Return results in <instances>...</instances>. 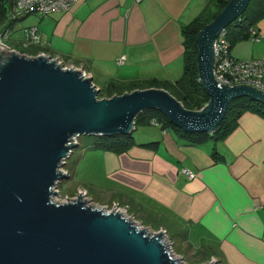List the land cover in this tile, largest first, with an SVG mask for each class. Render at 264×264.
<instances>
[{
	"label": "crops",
	"instance_id": "obj_1",
	"mask_svg": "<svg viewBox=\"0 0 264 264\" xmlns=\"http://www.w3.org/2000/svg\"><path fill=\"white\" fill-rule=\"evenodd\" d=\"M210 1L76 0L65 10L29 13L9 30L14 34L12 27L19 25L14 44L82 68L99 90L110 81L174 80L183 71L182 26ZM261 19L255 26L258 39L250 33L231 45L232 54L264 55ZM27 25L37 27L40 40L24 46ZM120 54L125 55L123 62L116 61ZM157 126L161 130L151 140L155 143L104 149L103 164H79L81 181L93 168L102 170L116 181L120 204L134 202L143 215L149 213L183 232L178 249L200 253L197 261L264 264V116L242 112L235 128L212 147L207 140L191 143ZM87 148L99 149L92 144ZM90 151L95 158L96 152ZM183 166L195 176L188 178L180 171Z\"/></svg>",
	"mask_w": 264,
	"mask_h": 264
},
{
	"label": "water",
	"instance_id": "obj_2",
	"mask_svg": "<svg viewBox=\"0 0 264 264\" xmlns=\"http://www.w3.org/2000/svg\"><path fill=\"white\" fill-rule=\"evenodd\" d=\"M248 2L228 0L197 33L199 80L209 96L198 109L157 86L98 97L82 68L0 47V264H186L165 230L140 227L123 208L104 210L80 194L59 200L54 186L78 134L130 133L145 108L184 131L212 132L232 99L264 104L263 90L221 83L213 73V41Z\"/></svg>",
	"mask_w": 264,
	"mask_h": 264
},
{
	"label": "trees",
	"instance_id": "obj_3",
	"mask_svg": "<svg viewBox=\"0 0 264 264\" xmlns=\"http://www.w3.org/2000/svg\"><path fill=\"white\" fill-rule=\"evenodd\" d=\"M211 1L207 3L197 16L182 26L184 45L182 56L183 71L178 78L174 80L149 78L140 81H110L104 89L99 90L98 96H111L112 94L122 93L123 91L132 90L134 88L157 86L167 89L179 99L185 107L189 109L201 108L208 101L209 96L199 80L197 64V33L206 23L212 20L215 14L228 2V0H213L215 2L213 5ZM14 3L15 0H0V22L8 19V22L4 23V28H10L11 24L27 15L21 14L12 17L10 15V10ZM263 17L264 0H249L243 12L225 27V36L229 39L231 45L239 40L249 37L250 28H255L257 22ZM9 23L10 26H7ZM26 48L28 50L24 48L21 52L24 51L29 54L39 52L31 46H27ZM246 110L264 116V104L262 102L256 101L248 96H239L229 102L222 121L212 132L184 131L180 126L170 121L168 117L157 108H145L140 111L135 116V126L145 122L151 123V119L155 118L159 122L161 128L173 130L176 134L184 137L191 143H201L210 138L220 139L225 137L235 128L239 116ZM155 142L157 141H150L147 142V144ZM135 143L132 131L130 133L119 132L111 135L99 134L93 141L92 147L121 151Z\"/></svg>",
	"mask_w": 264,
	"mask_h": 264
},
{
	"label": "rangeland",
	"instance_id": "obj_4",
	"mask_svg": "<svg viewBox=\"0 0 264 264\" xmlns=\"http://www.w3.org/2000/svg\"><path fill=\"white\" fill-rule=\"evenodd\" d=\"M23 19L24 18L17 20L16 22H21ZM2 22L7 23L8 19L3 20ZM260 24L262 26V31H264V17L261 19L258 25ZM4 25L5 24L0 26V33L5 29ZM7 26H10V23L7 24ZM18 26L19 25L15 24L12 27L11 30L16 33L13 34L11 32L10 37L6 38V41L14 45V49L19 51L24 49L22 45L13 43L14 39H16L20 34ZM25 49L28 50L27 48ZM160 130L161 129L157 125L155 126L152 123L145 122L135 126L132 129V135L136 143L147 142L153 140ZM97 136L98 135L96 134L88 133H81L77 135L76 145L71 149L69 155L65 157V162L62 165V169L66 171V175L60 178L56 185V189L59 190V194L54 196L58 197L59 200H66V195L67 197H72L74 194H77V188H79V186H82L86 188L88 197L91 199H89L87 202L105 205L106 208H112L114 202L119 203L121 192L117 189L116 181L106 177L103 174L102 170L93 168L91 172H89L88 176H82V181L79 176V164H103L102 154L105 150L102 148H99L97 150L87 148L93 143ZM218 140L210 138L205 143L208 144L209 147H212L214 142H217ZM215 149L212 150L215 151ZM90 150L96 152L94 153L97 154L95 158L90 157V155L92 154ZM77 172L78 177L76 176ZM121 204L126 206V210L128 211V214H130V216H134V218L137 219L134 215V213H136V215L142 219L138 220L140 222V227L147 228L151 231L150 227L157 230L159 228L161 229L160 226H163L164 230L166 231V237H168L167 241H169V248L172 249L173 255L175 257H179L182 262L186 264L205 263L203 261L201 262L196 260L198 259L197 257L200 253L192 250H187V247L182 248L184 249V251L178 249V245L182 243L181 237L183 235V232L174 229V227L170 223L167 224L156 216H151L149 213L143 215L141 213V206L135 205L134 202H121ZM142 221H144L145 224Z\"/></svg>",
	"mask_w": 264,
	"mask_h": 264
},
{
	"label": "built area",
	"instance_id": "obj_5",
	"mask_svg": "<svg viewBox=\"0 0 264 264\" xmlns=\"http://www.w3.org/2000/svg\"><path fill=\"white\" fill-rule=\"evenodd\" d=\"M76 0H15L14 5L11 7L10 15L15 17L17 15L29 14L38 12L42 15L68 9ZM251 38L258 39L255 28H250ZM10 34L9 28H5L0 33V47L4 49H12L9 44L6 43V38ZM23 45H30L38 43L40 40V33L35 25H28L23 28ZM213 73L215 78L224 84H248L264 91V55L260 57H237L231 53V43L225 36V29L221 31L213 41ZM45 53V52H38ZM47 54V53H46ZM125 59L124 54H120L116 57L117 62H123ZM58 61H63L57 58ZM64 64V63H63ZM65 65V64H64ZM83 74L86 72L83 70ZM152 124L159 125V122L152 118L150 121ZM63 170V169H62ZM64 171V170H63ZM181 172L185 173L188 178H193L195 173L187 167H181ZM66 172V171H65ZM58 182V181H57ZM56 182V185H57ZM56 185L54 188L56 189ZM58 190V189H57ZM59 191V190H58ZM80 192V193H79ZM77 194L82 195V198L87 199L88 193L85 188H77ZM74 194L72 197H76ZM67 199V197H66ZM91 200V199H90ZM112 207H121L124 209V214L129 218H133V221H138L134 216H130L126 207L118 202H114ZM112 208L104 207V210ZM139 222V221H138ZM138 226H140L138 224ZM162 229V228H161ZM164 230V229H163ZM151 231L155 230L151 228ZM166 236V232H165ZM170 249V248H169ZM214 259V258H211ZM216 263L218 261L214 259Z\"/></svg>",
	"mask_w": 264,
	"mask_h": 264
},
{
	"label": "clouds",
	"instance_id": "obj_6",
	"mask_svg": "<svg viewBox=\"0 0 264 264\" xmlns=\"http://www.w3.org/2000/svg\"><path fill=\"white\" fill-rule=\"evenodd\" d=\"M26 53V52H25ZM38 53V52H37ZM37 53H35V54H37ZM29 54V53H28ZM52 57H54V56H52ZM67 66V65H66ZM99 97V96H98ZM77 141V140H76ZM158 230V229H157Z\"/></svg>",
	"mask_w": 264,
	"mask_h": 264
}]
</instances>
